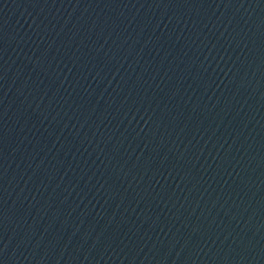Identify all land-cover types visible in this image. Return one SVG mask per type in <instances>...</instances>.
Segmentation results:
<instances>
[{
	"label": "water",
	"instance_id": "obj_1",
	"mask_svg": "<svg viewBox=\"0 0 264 264\" xmlns=\"http://www.w3.org/2000/svg\"><path fill=\"white\" fill-rule=\"evenodd\" d=\"M0 264H264V0H0Z\"/></svg>",
	"mask_w": 264,
	"mask_h": 264
}]
</instances>
